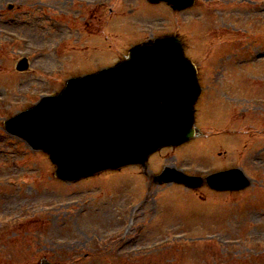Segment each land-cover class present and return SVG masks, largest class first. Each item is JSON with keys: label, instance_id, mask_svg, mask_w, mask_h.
I'll list each match as a JSON object with an SVG mask.
<instances>
[{"label": "rangeland", "instance_id": "rangeland-1", "mask_svg": "<svg viewBox=\"0 0 264 264\" xmlns=\"http://www.w3.org/2000/svg\"><path fill=\"white\" fill-rule=\"evenodd\" d=\"M101 1L105 7L99 12L105 15L110 5L114 16L105 36L93 40L87 58L75 62L72 52L53 50L54 41L49 40L58 38L55 32L49 36L41 22V30L34 29L25 15L13 22L9 19L13 11L5 6L13 0H0V264H37L41 258L54 264H264V60L255 57L264 51V0H195L189 9L173 12L163 3L150 5L146 0ZM120 2L126 7L118 11ZM82 10V22L88 26L84 31L105 23L103 16L91 22L90 10ZM29 11L34 17L43 16ZM158 30L178 32L185 52L197 63L202 62L197 55L209 61L226 53L218 62L222 64L235 48L240 66L223 68L229 74L221 78L223 88L217 96L222 98L206 93L197 105L196 125L205 135H220L210 134L200 145L192 140L152 154L149 168L155 170L161 163L189 164L193 170L212 169L219 163L241 165L250 179L247 189L228 196L201 191L200 198L208 201L198 200L180 184L152 185L145 193L135 166L105 179L94 176L65 183L54 179V166L46 155L3 129L5 119L59 89L62 76L72 70L93 71L99 62L101 66L115 62L126 54L128 44L143 39V31ZM22 56L31 57L29 69L16 73L13 64ZM210 65L213 82L221 68ZM202 69L204 79L208 69ZM247 108L250 112H245ZM232 130H238L235 142L224 136ZM133 204L136 207L125 212L124 207ZM133 212L140 216L135 218ZM122 225L130 229L128 235L99 236ZM118 244L124 246L117 250ZM137 247L146 257L130 254L125 260L123 256Z\"/></svg>", "mask_w": 264, "mask_h": 264}, {"label": "water", "instance_id": "water-1", "mask_svg": "<svg viewBox=\"0 0 264 264\" xmlns=\"http://www.w3.org/2000/svg\"><path fill=\"white\" fill-rule=\"evenodd\" d=\"M148 1H166L177 9L193 3ZM16 68L25 69V61ZM198 94L193 64L184 57L180 41L164 36L133 46L112 67L68 79L57 94L9 118L4 127L46 152L58 178L75 180L143 163L156 149L187 141L195 131L193 104ZM154 179L189 187L202 182L168 167ZM206 182L218 190L249 184L239 169L212 174Z\"/></svg>", "mask_w": 264, "mask_h": 264}, {"label": "flooded vegetation", "instance_id": "flooded-vegetation-1", "mask_svg": "<svg viewBox=\"0 0 264 264\" xmlns=\"http://www.w3.org/2000/svg\"><path fill=\"white\" fill-rule=\"evenodd\" d=\"M73 4V3H72ZM79 6L81 5V3L78 4ZM88 3L84 6H87ZM71 9L76 10L77 8L74 7H70ZM86 10H90L89 14L91 15L90 18L91 19H100V16H103L101 12L98 11L97 9V5L95 3L89 5V8H86ZM110 13V12H109ZM80 35H82L81 37L84 38L85 40L87 39L88 42L93 43V40L95 38H101V34L100 31H97L94 27H91L90 31H84V32H80L78 31Z\"/></svg>", "mask_w": 264, "mask_h": 264}, {"label": "bare ground", "instance_id": "bare-ground-1", "mask_svg": "<svg viewBox=\"0 0 264 264\" xmlns=\"http://www.w3.org/2000/svg\"><path fill=\"white\" fill-rule=\"evenodd\" d=\"M231 57H233V54L230 56L228 55V58L231 59ZM222 58V57H221ZM226 66H228V63L226 64ZM225 74H228L226 71H224Z\"/></svg>", "mask_w": 264, "mask_h": 264}]
</instances>
